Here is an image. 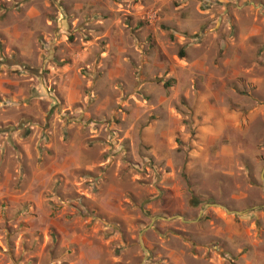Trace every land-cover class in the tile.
<instances>
[{
    "label": "rangeland",
    "instance_id": "obj_1",
    "mask_svg": "<svg viewBox=\"0 0 264 264\" xmlns=\"http://www.w3.org/2000/svg\"><path fill=\"white\" fill-rule=\"evenodd\" d=\"M0 90V264L264 239V6L0 0Z\"/></svg>",
    "mask_w": 264,
    "mask_h": 264
},
{
    "label": "crops",
    "instance_id": "obj_2",
    "mask_svg": "<svg viewBox=\"0 0 264 264\" xmlns=\"http://www.w3.org/2000/svg\"><path fill=\"white\" fill-rule=\"evenodd\" d=\"M229 0H211L215 5L224 6ZM253 3L264 6V0H252ZM82 10L80 6L76 7L75 12ZM92 12V11H91ZM35 15V14H32ZM28 18H32L28 16ZM256 29V28H255ZM252 30L248 34L250 37L257 36V31ZM2 91V90H0ZM72 91L69 92L68 98H71ZM264 169V168H263ZM263 171V170H262ZM227 213V212H226ZM237 213V212H233ZM227 224L232 227L230 232L218 230L215 232V245L213 252H206L199 256L200 264H264V239L250 240L247 237L242 236L240 239L239 233L235 232L233 228L238 229V224H236L232 218L227 217ZM211 251V250H209ZM209 254V255H208ZM168 258L172 264H184L187 260L196 261L198 260L195 254H190L189 256H183L176 253L175 251H170L168 253ZM187 264V263H186Z\"/></svg>",
    "mask_w": 264,
    "mask_h": 264
},
{
    "label": "water",
    "instance_id": "obj_3",
    "mask_svg": "<svg viewBox=\"0 0 264 264\" xmlns=\"http://www.w3.org/2000/svg\"><path fill=\"white\" fill-rule=\"evenodd\" d=\"M263 173H264V169L261 173V181L262 183H264V178H263ZM263 191H264V187H263ZM227 213H229L228 211H226ZM233 214H236V215H239V213H233ZM158 220H161V218H157ZM176 219H180L182 220L180 217H176ZM154 220H152L151 224L146 228L144 229L140 235H139V245H140V249L141 251L143 252V255H144V258H143V261H142V264H145L146 261H147V257H148V253H147V250L145 249V247L143 246V243H142V237L145 235V233L151 228L152 224H153Z\"/></svg>",
    "mask_w": 264,
    "mask_h": 264
},
{
    "label": "built area",
    "instance_id": "obj_4",
    "mask_svg": "<svg viewBox=\"0 0 264 264\" xmlns=\"http://www.w3.org/2000/svg\"><path fill=\"white\" fill-rule=\"evenodd\" d=\"M204 4L209 6V5L213 4V2H211V0H204Z\"/></svg>",
    "mask_w": 264,
    "mask_h": 264
}]
</instances>
